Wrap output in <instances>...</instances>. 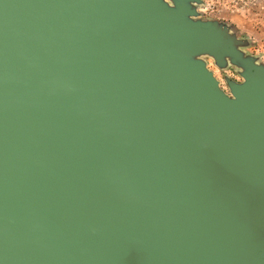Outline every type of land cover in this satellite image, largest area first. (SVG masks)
Here are the masks:
<instances>
[{
  "label": "water",
  "instance_id": "1",
  "mask_svg": "<svg viewBox=\"0 0 264 264\" xmlns=\"http://www.w3.org/2000/svg\"><path fill=\"white\" fill-rule=\"evenodd\" d=\"M201 2L0 0V264H264V65Z\"/></svg>",
  "mask_w": 264,
  "mask_h": 264
},
{
  "label": "rangeland",
  "instance_id": "2",
  "mask_svg": "<svg viewBox=\"0 0 264 264\" xmlns=\"http://www.w3.org/2000/svg\"><path fill=\"white\" fill-rule=\"evenodd\" d=\"M198 12L195 20L217 21L228 27L232 34L245 41L240 50L246 57H253L258 64L264 65V0H202L194 3ZM206 62L222 90L233 96L228 79L243 83V67L232 63L219 66L213 56L205 54L198 57Z\"/></svg>",
  "mask_w": 264,
  "mask_h": 264
}]
</instances>
